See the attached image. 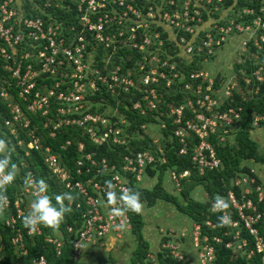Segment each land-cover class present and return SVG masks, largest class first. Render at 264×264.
Wrapping results in <instances>:
<instances>
[{
  "label": "built area",
  "instance_id": "1",
  "mask_svg": "<svg viewBox=\"0 0 264 264\" xmlns=\"http://www.w3.org/2000/svg\"><path fill=\"white\" fill-rule=\"evenodd\" d=\"M27 1L28 3L21 0H0V67L6 72L0 74V98L5 101L8 110L4 125L15 137L21 134L16 141L19 146L29 149L43 148V163L49 171L63 182L67 190L81 196L85 207L82 212L83 219L72 239V260L78 261L84 245H96L109 237L120 238L130 230V216L127 212L115 215L111 211L119 202L113 205L107 203L105 183L91 178L85 183L81 180L72 181L69 169L60 162L58 155L49 145L42 146L41 135L36 132L35 126H31L29 115L39 113L46 116L51 104L56 103V111L60 116L51 126V136H54V129L60 125L74 124L84 127L93 142L103 143L109 135H113L114 142H120V127L109 123V120L100 114L85 112L90 105V100L86 98L87 92L99 95L101 89L112 94L119 90L128 93L138 89L146 104L156 107L161 97L152 84L159 82L161 78H165V84H169L170 77L166 71L173 77L179 73L176 67L178 60L168 62L167 58L161 59V51H165L167 56L172 55L163 47L165 38L172 37L176 40V48L180 47L179 50L187 63L195 59L212 60L216 51L232 42L233 38L240 41L242 49L246 44L248 47L252 44L255 48L252 51L258 54L264 48V2L258 0L259 4L256 6L246 3L234 8L237 0ZM56 9H61V15L65 18L72 15V19H58ZM221 9L226 10L223 16L218 13ZM36 10L41 14H37ZM161 26L168 36L162 35ZM100 45L112 51H133L136 56L133 63L135 65L124 75L118 73V65L102 71L95 65V56ZM175 56H179V52H176ZM205 71L203 68L192 69L189 77L201 76V81L207 79L205 89L209 90L213 80L208 77V71ZM252 75L255 80L262 81L264 65L255 67ZM132 76H135V79ZM47 79H52L50 85L46 84ZM243 79L247 85L250 83V77L244 76ZM235 84L236 82L228 79L223 90L226 99L232 100L230 89H233ZM196 90L201 92L200 84ZM218 103V99L208 93L196 99L194 106L190 101L187 102L194 116L187 117L184 124L174 131V135L182 143L178 154H185L191 149V160L200 173L220 164L219 157L207 139L208 136L221 128L223 132L219 134V140L223 141L233 124L241 119L240 106H229L224 110L215 111L214 107ZM140 106L138 100L132 102V107ZM182 108L183 105L170 108V113L175 115L174 121L177 123L181 122ZM204 110L211 112L207 115ZM263 120V114H255L251 124L257 126ZM97 123L102 126L100 131ZM47 124L48 122L44 121L43 126L47 127ZM194 138L197 142L193 141ZM68 142L66 141V144ZM82 148L83 143L79 142L78 150ZM25 153L27 154V150ZM84 157L86 165L81 157L76 161L77 164L85 165L86 171L95 167L97 172L109 173V181L117 193L129 189L131 178L124 171L130 172L138 182L142 179L146 165L155 161L154 155L147 149L125 156L121 167L109 164L104 158L100 160L99 166V162L90 153ZM76 170L81 172L80 167ZM170 173L179 185V179L189 172L184 170L177 175L171 170ZM27 179L35 181L31 172ZM234 183L241 184V201L235 198L233 191H228V202L236 209L238 215V220H231L229 224L237 227L242 220L244 227L257 235L259 224L264 230V209L260 210L257 205L264 202V182L255 183V178L242 176L237 177ZM88 184L93 188L95 195L89 192ZM34 187L35 185L30 187L33 196ZM253 190L256 192L257 203L246 197ZM83 204L77 201L75 206L80 207ZM13 205L12 212L9 198L5 195L0 197V221L14 230L11 244L22 251L25 248L18 223L26 210L21 207L19 198L14 200ZM222 214L228 216L226 211ZM204 224L214 226L210 220H206ZM66 231L71 234L72 226L67 225ZM169 231L172 232L173 229ZM177 231L179 234L170 233L171 238L162 244L173 257L184 258L180 249H183L184 239L188 238L189 245L196 252L198 263L213 264L214 245L209 236L203 233L201 224L192 223L189 227L184 226L182 231ZM26 233L40 234V226L27 229ZM238 237L236 231L233 238ZM256 238V249L264 252V241L259 236ZM44 239L54 245L56 254L60 253V239L50 235H46ZM212 239L221 241L217 236H212ZM244 243L245 240H242L236 247L240 248ZM231 244L227 241L225 246L230 247ZM251 253L252 250L248 254ZM148 257L152 264H156L154 255L148 254ZM262 262L264 263V255ZM31 263L47 264V261L45 256L40 254L32 258Z\"/></svg>",
  "mask_w": 264,
  "mask_h": 264
},
{
  "label": "trees",
  "instance_id": "2",
  "mask_svg": "<svg viewBox=\"0 0 264 264\" xmlns=\"http://www.w3.org/2000/svg\"><path fill=\"white\" fill-rule=\"evenodd\" d=\"M23 3H28L27 0H21ZM238 3L234 4V8L244 5H258V0H237ZM254 3V4H253ZM53 10V9H52ZM58 19L71 20L72 15L67 18L63 17L62 10L56 9ZM60 12V13H59ZM37 14H41L39 10H36ZM161 32L164 37L168 36L161 26ZM163 47L167 49L171 56H167L165 51H161V59H168V62L177 61L176 67H178V76L173 77L167 72L170 77L169 84H165V78H161L159 82L154 83L158 95L161 100L156 107H149L146 101L142 98V93L138 89L130 90L125 93L123 90H119L117 93L112 94L108 91L101 89L99 95L90 94L87 92L86 98L90 100V105L85 110L91 114H100L109 120L114 126L121 128L119 137L124 139L123 143L114 142L112 140L113 135H109V138L103 143L93 142L89 136V133L84 129L74 124H62L55 128L54 136H51L49 131L52 129L53 122L59 118V114L56 111L58 105L56 103L51 104L49 112L46 116L41 114L29 115L31 118V126H35L36 132L41 135L42 146L49 145L57 155L62 164H64L71 174V180H81L84 183L91 178L92 180L105 183L109 181L110 175L105 172H97L94 168H89L86 171V160L84 155L87 153L92 154V157L99 162L104 158L109 164H115L116 167H121L124 163V157L132 155L138 151L149 150L154 155V162L151 165H146L142 180L146 178H152L155 184L151 188H147L141 183L136 182L130 172L124 171L129 178V189L139 194V200L141 205L152 207L157 201H163L170 203L182 216H184L190 224L199 223L202 226L203 233L209 236L210 242L214 245L215 259L213 264H264L262 257L264 252L257 250L255 246L256 237L259 236L264 241V230L258 225L257 235L249 232L244 227L242 220L239 221L237 227H232L229 222L226 226H220L218 223V217L221 212H213L211 205L217 197L224 198L228 203V208L224 211L227 212L230 220L237 219L238 215L236 209L228 202V191H233L235 198L241 201V184L234 183L237 177L248 176L255 178V183L263 184L262 181L256 175L253 167L243 164L245 161L253 160L255 162L264 164V151L259 150L257 143L250 138V130L252 129V119L255 114L264 115V78L262 81H257L252 75V68L258 67V65H264V48L259 51L257 59L241 60V64H236L234 69L236 71L235 81L241 88V92H238L235 87L232 100L224 97V88L228 80H224L223 72L218 68L210 69L208 67V61L195 59L190 62H186L185 56L176 48V40L172 37L164 39ZM250 50H255L253 45H249ZM178 49V51L176 50ZM179 52V56H175V53ZM255 52V51H253ZM167 53V52H166ZM177 55V54H176ZM96 66L105 71L109 68H113L116 65L119 66L118 73L124 75L128 69H130L136 60L135 53L133 51L122 49L112 51V49H105L103 46H98V50L95 56ZM255 63V64H254ZM203 68L208 71V77L213 80L212 87L209 90L205 89L208 83L207 79L201 81V76L197 78H190L189 74L192 69ZM243 68L244 71H239ZM164 69V67H163ZM6 74L0 67V74ZM248 76L251 78L250 83L247 85L244 82L243 77ZM135 79V76H132ZM52 79H47L46 84L50 85ZM226 81V83H224ZM201 85V92H197V85ZM188 85V88H186ZM257 86V87H255ZM250 89V91H248ZM204 93L214 95L219 103L214 107L215 111H221L225 108L240 106L241 119L238 122L239 126L229 131L228 135H225L223 141L219 140V134H222V129H217L215 134L208 136V141L213 146L217 156L220 159L218 167L213 169H206L200 173L197 167L191 160V149H188L185 154H178V149L182 146L178 138L174 135V131L180 125L184 124V120L189 116H194L191 108L187 102H191L192 105H196V99L202 97ZM246 97H244V95ZM102 98V99H101ZM139 101L141 106L139 108L132 107V102ZM183 105L181 122L174 121L175 115L170 113L171 107H178ZM109 111L115 110V112L108 114L105 109ZM208 115L211 110H204ZM8 116V110L5 101L0 98V144H6L7 152L0 150V156H7L11 163H14L17 168V176L15 181L0 190V197L7 196L10 201L11 210L14 211L13 202L15 199H20V189L28 178L29 172H31L36 180H44L47 185V194L52 197L63 193H69L73 199L65 201L66 206L71 208V211L66 213L62 222L56 228H49L43 225H39L41 229L40 234L29 235L26 233L28 228H25L19 220V227L22 230V242L25 248V253H21L19 249L11 244V237L14 235V230L4 225L0 221V240L3 244V252L0 256V264H32L31 260L40 254L44 255L47 264H82L79 260H72V239L76 235V229H78L82 223V212L85 209L83 200L80 195L67 190L63 182L53 175L46 165L43 163V148L41 149H29L25 146H19L17 144V138L10 133L9 129L4 125V118ZM44 121H47V127L43 126ZM264 120L260 122L263 124ZM151 124L159 125V138L155 143V139L151 138L147 132L144 131V127ZM99 126L98 130L102 129ZM126 133V136L123 135ZM128 134V135H127ZM66 141H69L66 144ZM193 141L197 142L194 138ZM79 142L83 143L82 150H78ZM64 145L63 147H61ZM27 150V154L25 153ZM81 159L85 162V165H78L77 160ZM160 157L164 158V161L160 162ZM81 168V172H77V168ZM173 170L177 175L182 171L187 170L189 173L179 179L180 190L178 194H173L164 189L162 182L164 175L170 177V171ZM122 171V170H121ZM24 176V177H23ZM171 179V178H170ZM172 181V180H171ZM196 186H200L205 193V198L198 200L194 199L190 193ZM253 188V184L251 185ZM89 192L95 195L94 190L88 184ZM183 200L180 201L179 198ZM246 197L252 198L257 203L256 192L253 190ZM80 201V207H76L75 203ZM53 203L55 201L53 200ZM260 210L264 209V202L257 203ZM21 207L24 205L21 202ZM25 209V208H24ZM26 213L28 212L27 209ZM25 213V214H26ZM131 219V229L125 233L130 234L136 240V247L131 257V260L127 264H152L153 262L148 257V254H152L155 257L156 264H184L192 262L188 253L184 254L185 260H179L170 254V251L162 246L164 241L170 239V233H175L177 228H172L173 231L161 230L159 246L151 247L149 241L144 235L145 222L140 211L139 214L133 212H127ZM206 220H210L214 226L210 227L204 224ZM71 225L73 231L68 234L66 226ZM238 232L239 237L233 238V234ZM46 235L57 237L62 241L61 251L56 254L54 245L47 242L44 238ZM212 236L221 238L220 242H216L212 239ZM242 240L245 243L237 248V244H240ZM230 241L232 244L230 247L225 246V243ZM252 250L251 254H248ZM195 261V260H194Z\"/></svg>",
  "mask_w": 264,
  "mask_h": 264
},
{
  "label": "rangeland",
  "instance_id": "3",
  "mask_svg": "<svg viewBox=\"0 0 264 264\" xmlns=\"http://www.w3.org/2000/svg\"><path fill=\"white\" fill-rule=\"evenodd\" d=\"M225 11H226L225 9H221L218 13L220 16H223ZM262 55L264 56V52H262ZM258 56L259 53L257 54L251 51L247 44L242 49V46L240 47V41L237 40V38H233L232 42L227 43L222 49L216 51L213 59L208 63V67L210 66V69L212 67L221 70L224 73L223 74L224 80L230 79L231 81L236 82L234 79V77L236 76V71L234 69L235 65L241 64L242 63L241 60H245V58L255 60L257 59ZM254 68H252V70ZM239 71H244V69L241 68L239 69ZM224 83H226V81H224ZM234 87L238 92L242 91L239 85L237 84V82ZM233 89H230L231 94H233L232 91ZM248 91H250V89ZM243 95L244 97H246L245 94ZM105 111L108 112V114L110 115H112L111 113L115 112V110L109 111L107 108L105 109ZM238 126L239 123L233 124V128ZM159 128L160 127L158 124H151L144 127V131L147 132L149 135H151L150 136L151 138L155 139V143L158 142V138L160 135ZM233 128L231 127V130H233ZM123 135L126 136V133H123ZM250 138L257 143L259 150L264 151V123L259 124L257 126H252V129L250 130ZM118 140L120 142H124V139L119 138ZM0 150L6 153L7 152L6 144L1 143ZM161 159L162 161L164 160L163 157ZM243 164L253 167L258 178H260L262 181L264 180V164L255 162L253 160L245 161ZM169 174L170 177L167 175V173L164 175L162 185L164 189L167 190L168 192L173 194H178L180 190V186L177 185L176 181L172 178L171 173ZM170 178H172L173 180ZM149 179L150 182H146V184H145V180L141 181L143 186L145 185L147 188H151L153 184H155L152 178ZM20 191H21L20 201L24 205V208L29 211L30 205L34 198L33 194L30 192V187L26 186V184L24 183L21 186ZM190 195L194 199H198V200L205 198V193L200 186H196L194 189H192ZM178 198L180 201L183 200L180 197ZM141 213L145 224L149 225V227L147 228L144 227L143 229L144 230L143 233L146 239L148 232L151 230L158 237H160L159 232L161 233V230H170L172 228H177V230L181 229L182 231L184 229V226L189 227L191 225L184 216L179 214V212L172 205H170V203H165L160 200L157 201L155 205H153L152 207L141 205ZM175 233L179 234V231H175ZM110 238L112 241H107L104 244L91 247L90 248L91 250H87L84 261H82V264L129 263L136 247V240L134 239V237L130 234V232H128V233H124L120 238H112V237ZM184 243L185 244L183 246V249L182 250L180 249V253L181 254L184 253L185 255L186 253H188L190 257L194 258V259L191 258L192 262L190 263L199 264L198 258H196V252L189 245V239L185 238ZM21 253H25V249L22 250ZM87 258H89V260H86ZM90 260L93 262L91 263ZM179 260L184 261L185 258H181ZM184 264H189V263L185 262Z\"/></svg>",
  "mask_w": 264,
  "mask_h": 264
},
{
  "label": "clouds",
  "instance_id": "4",
  "mask_svg": "<svg viewBox=\"0 0 264 264\" xmlns=\"http://www.w3.org/2000/svg\"><path fill=\"white\" fill-rule=\"evenodd\" d=\"M17 176V169L14 163L10 162L7 156H0V190L5 186L12 184ZM28 187H34V198L30 205V210L21 218V222L25 228L35 229L38 225H43L49 228H56L62 222L66 213L71 211V208L66 206L65 201L73 199L69 193H63L50 197L47 194V185L44 180L32 181L25 180ZM106 185V200L109 205H119L112 208L111 211L115 215H121L123 212H133L139 214L141 211V203L139 194L130 189L121 190L119 193L113 190L112 183L105 181ZM53 200L55 203H53ZM227 201L222 197H217L211 205L213 212H221L228 208ZM230 220L229 216L221 214L218 217L220 226H226Z\"/></svg>",
  "mask_w": 264,
  "mask_h": 264
},
{
  "label": "crops",
  "instance_id": "5",
  "mask_svg": "<svg viewBox=\"0 0 264 264\" xmlns=\"http://www.w3.org/2000/svg\"><path fill=\"white\" fill-rule=\"evenodd\" d=\"M145 180V184H146V182H150L149 180V178H146V179H144ZM147 227H149V225H145V228H147ZM149 235V236H148ZM148 235H147V239H148V241H150L149 243H150V246L151 247H157L158 245H159V237L151 230V231H149L148 232ZM107 241H112L111 240V238L109 237V238H107V239H103L101 242H99L98 244H96V245H89V244H87V245H84V248H83V250H82V252H81V255H80V257H79V261L82 263V261H84V258H85V254H86V251L87 250H91L90 248L91 247H94V246H97V245H101V244H104L105 242H107ZM2 252H3V244L1 243V240H0V256L2 255ZM86 260H89V258H87ZM92 260V259H91ZM90 260V262L92 263L93 261H91ZM84 263H86V262H84Z\"/></svg>",
  "mask_w": 264,
  "mask_h": 264
}]
</instances>
